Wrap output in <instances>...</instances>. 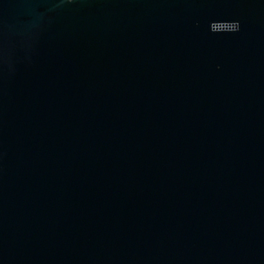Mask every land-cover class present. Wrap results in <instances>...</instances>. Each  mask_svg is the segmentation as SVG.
<instances>
[{"label": "water", "instance_id": "95a60500", "mask_svg": "<svg viewBox=\"0 0 264 264\" xmlns=\"http://www.w3.org/2000/svg\"><path fill=\"white\" fill-rule=\"evenodd\" d=\"M0 264H264V0H0Z\"/></svg>", "mask_w": 264, "mask_h": 264}, {"label": "clouds", "instance_id": "9594fccd", "mask_svg": "<svg viewBox=\"0 0 264 264\" xmlns=\"http://www.w3.org/2000/svg\"><path fill=\"white\" fill-rule=\"evenodd\" d=\"M61 2H64V0H61ZM74 2V0H67V3H69V4H71V3H73ZM239 29V26L237 25V30Z\"/></svg>", "mask_w": 264, "mask_h": 264}]
</instances>
